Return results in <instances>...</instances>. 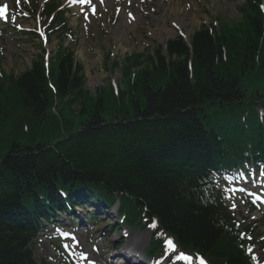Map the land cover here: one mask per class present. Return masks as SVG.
Wrapping results in <instances>:
<instances>
[{
  "label": "trees",
  "instance_id": "trees-1",
  "mask_svg": "<svg viewBox=\"0 0 264 264\" xmlns=\"http://www.w3.org/2000/svg\"><path fill=\"white\" fill-rule=\"evenodd\" d=\"M261 5L246 0L237 27L203 26L190 45L178 38L166 52L158 47L128 58L135 68L149 65L140 72L135 113L121 120L108 121L102 111L106 100L122 103L126 92L104 95L101 106L80 98L85 75L67 50L55 53L50 68L40 58L19 78L0 80V119L11 108L24 122L0 133V264H38L29 245L39 219L60 209V191L73 203L88 194L112 205L121 196L129 218L146 212L212 264H250L231 214L210 186L213 171L264 162V96L249 97L243 83L257 69L264 72ZM73 92L71 111L86 118L79 130L57 138L69 121L55 99Z\"/></svg>",
  "mask_w": 264,
  "mask_h": 264
},
{
  "label": "rangeland",
  "instance_id": "rangeland-1",
  "mask_svg": "<svg viewBox=\"0 0 264 264\" xmlns=\"http://www.w3.org/2000/svg\"><path fill=\"white\" fill-rule=\"evenodd\" d=\"M145 2L147 3L145 4ZM243 2L244 0H119L113 4L111 2L107 4L103 12H100L98 16H94L93 23L89 25L83 24L82 20H77V17L72 15L73 36L70 39L65 38V47L76 52V61L83 65L86 75L84 85L77 93L82 99L89 96L101 106L104 104V95H108V97L119 95L113 92L112 96L111 88H115L114 85H116L118 89L120 87L127 95L122 103H120L121 98L116 100L117 103H113L114 101L108 103V100H106V109L102 111L103 118L108 121H117L133 115L135 113L133 107L135 102L141 101L138 82L141 76L140 72L149 63L144 61L146 64L140 67L130 66V70L123 69L124 65H129V63L123 62L125 55L143 52H145V55L154 53L157 46L162 47L164 45L158 35L163 28L176 31L175 38L178 36L179 26L180 31L187 38L202 25L209 26L219 20V23L222 24V30L226 31L225 26H228L231 21L241 18L238 8ZM10 7L13 11L15 8L13 1ZM130 12L134 14L136 23L128 19L127 13ZM30 15L32 14L12 15L9 19V28H5L7 30L0 34V69L7 74L14 73L17 76L22 74L29 69L32 62L40 55V40H32L28 35L10 28L15 25H21L25 29L34 28L36 20L34 22ZM13 17H15L14 20ZM119 20H129L130 23L134 24H128L127 27H124L119 24ZM58 46L59 42L53 38L46 49L51 55L57 50ZM109 53L112 56L106 66L104 59ZM142 60H145V58H141ZM114 61H119L121 66H112ZM256 74L255 78L249 79V81L247 79L243 80L249 97L254 94L264 96V72L257 69ZM136 85H138L137 88ZM74 97H76V92L68 97H57L55 99L54 108H58L64 118L69 121V124L61 126L57 138H62L66 132L77 131L86 118L71 111L67 101L74 99ZM79 103L72 104L74 110H80ZM15 108L18 107L15 106ZM23 124L19 112L12 113V109L9 108L5 120L0 119V133L7 132L9 128L17 129ZM2 139L0 135V143ZM244 199L246 198H242L238 194L232 196L230 204L233 212L236 215L240 213L250 214L252 218L260 219L264 215L263 209L249 213L243 202ZM97 227L103 228L104 226L100 224ZM49 231L47 235L41 236L35 242L34 255L38 260H46L50 264H55L57 260L59 261L55 252L56 246L53 242L56 231L54 229ZM119 237L116 234L108 242L104 240L103 245L100 247L103 255H108V248L111 249L119 244ZM145 249L146 246L143 250ZM253 254L259 255L261 253L254 249Z\"/></svg>",
  "mask_w": 264,
  "mask_h": 264
},
{
  "label": "bare ground",
  "instance_id": "bare-ground-1",
  "mask_svg": "<svg viewBox=\"0 0 264 264\" xmlns=\"http://www.w3.org/2000/svg\"><path fill=\"white\" fill-rule=\"evenodd\" d=\"M119 23H121V25L124 27L128 26V23L125 20H120ZM176 34L177 33L174 30L163 28L160 30L158 35H159L160 41L165 43L168 39L174 37ZM148 237L149 235H145V234L137 235V237L134 238L135 240H132L129 242V245L126 247L125 252L127 254L133 255L134 258H137V259L141 258L140 252H141L142 247L146 243V240L148 239Z\"/></svg>",
  "mask_w": 264,
  "mask_h": 264
},
{
  "label": "snow or ice",
  "instance_id": "snow-or-ice-1",
  "mask_svg": "<svg viewBox=\"0 0 264 264\" xmlns=\"http://www.w3.org/2000/svg\"><path fill=\"white\" fill-rule=\"evenodd\" d=\"M81 2L83 3H87V0H81ZM0 18H3L5 20H7V5H4L3 7H0ZM15 19V17H13V20ZM239 191L243 192L245 191V189L241 188L239 189ZM249 195H254L253 193H249ZM168 246L170 249H172V251H175V248L172 245V241L169 240L168 242ZM176 260H187V261H191L192 257L189 255H185L183 252H180L179 255H177L175 257ZM200 264H203V261H200Z\"/></svg>",
  "mask_w": 264,
  "mask_h": 264
}]
</instances>
